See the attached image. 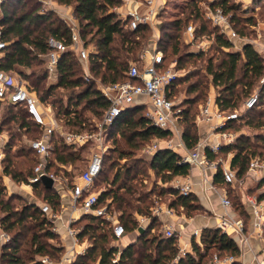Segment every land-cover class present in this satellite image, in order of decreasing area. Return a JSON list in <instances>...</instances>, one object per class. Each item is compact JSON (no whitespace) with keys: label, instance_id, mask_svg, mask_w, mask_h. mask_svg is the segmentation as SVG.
<instances>
[{"label":"trees","instance_id":"trees-1","mask_svg":"<svg viewBox=\"0 0 264 264\" xmlns=\"http://www.w3.org/2000/svg\"><path fill=\"white\" fill-rule=\"evenodd\" d=\"M55 1L71 7L78 22L83 45L93 48L88 57L91 80H84L76 54L67 49L61 54L56 64L55 82H47L50 75L44 58L49 50L47 40L49 37H55L68 44L69 29L62 17L53 10L41 9L40 3L36 0H4L0 3V38L6 43L0 56V71L7 74L12 71L17 72L26 82L25 87L35 93L39 102L50 106L56 118L62 116L64 125L72 132L78 133L90 130L92 125L88 117L84 116V109L99 120L109 105V101L96 86L95 78H98L102 84L125 79L130 60L137 61L135 56L142 48L144 40L148 38L150 27L139 24L136 28L129 29L130 18L122 19L111 10L112 7L120 5V0ZM165 3L166 0L157 13V19L161 16ZM189 6L185 20L189 17L200 20L196 1L192 0ZM210 6L211 9L220 7L224 13L229 14L230 23L238 20L236 10L240 9L239 4L231 3L229 0H218ZM183 22V18L179 17L164 19L158 29L157 48L162 52L165 62H168L166 55L168 48L172 54H177L179 51L176 41L178 35L175 33L179 31ZM245 22L251 26L254 25L251 18H247ZM213 28L217 30L214 32V41L222 56L215 63L208 58L205 62V72L209 75L211 85L216 89L215 103L221 111H233L239 102L242 101L243 104V101L252 94L253 87L257 86L258 101L253 107L244 111L248 113L264 102V59L249 42L243 43L240 50L229 49L233 46L232 40L220 33L218 27L213 26ZM201 30L202 32L207 30L205 23H202ZM241 34H243L242 31ZM181 55L182 53L178 55V61H181ZM202 55V52L197 54V56ZM261 79H263L262 82H260ZM176 81L177 79L171 86L170 98ZM206 88L207 83L202 79L190 82L187 90L195 95L192 99L185 101L188 107H183L177 113L184 124L181 138L185 147L189 149L198 143L192 105L205 95ZM2 104L9 108H19L7 116H0V133L10 122H13L16 128V132L9 135L3 147L2 175L9 176L13 181L29 184L33 190L42 192L44 203H47L52 211H58L60 197L55 189L46 187L42 181L35 183L28 181L38 161V155L30 147L29 141L38 136L30 137L26 145H20L12 151L16 134L35 130H40L42 133V128L30 119L22 106L0 100V105ZM144 111L145 108L142 105L129 106L106 127L108 142L111 141L112 147L104 153L101 171L94 180L93 189L101 190L100 203H106L108 208L117 214L125 233L138 231L137 216L146 217L148 222L141 232L138 231L132 242L119 250L109 245V238L112 240L115 238L111 227L104 219L92 214H82V217L74 221L72 226L74 227L83 218L85 222L77 228L76 237L78 239L86 237L91 242L85 251L78 254L70 264H91L92 260L97 261L98 264H208L213 255V253L209 254L211 249H215V253L219 256L233 255L235 260L230 264H241L238 260L240 248L236 240L218 227L203 228L199 234V243L195 240V236H192L191 252H184L183 256L178 252L176 234L166 237L156 232V224H159V221L151 214L154 200L151 197L168 193L171 196L168 205L173 209L185 210L188 216L189 211L198 210L201 206L192 193L180 194L170 185L162 186L158 191H155V187L141 188L144 185L137 180V175L144 171L140 166L142 160L132 157L133 153L130 149L118 147L117 138H121L128 147L135 148L138 144L137 140L145 141L151 137L163 139L170 135V131L155 127L144 115ZM256 116H247L248 118L244 119V114H239L237 118L227 121L225 130H230L235 122L238 123L243 119L248 126L264 128V110ZM254 139L256 143L251 141L247 134L241 133L236 136L233 143L219 148L221 153L225 154L229 151L233 153L230 167L235 170L237 177L245 175L252 158H258L264 165V133H257ZM50 142L52 148L47 169L65 181H67L65 175L69 176L67 182L71 185L74 180L70 176L69 168L76 161H82V157L75 145L64 141L60 131H54L51 134ZM256 148L259 151H256ZM204 152L208 160L217 155L208 147H205ZM28 154L33 161L30 167L22 169L13 161L18 156ZM125 158H129V163L119 166L118 161ZM180 158L181 156L170 148H158L143 165L151 169L162 182H168L177 175L188 174L190 166L188 163H182ZM105 159L109 169H114V172L109 180L106 176L103 178L105 181L108 180L103 189H95L96 181L103 174ZM220 174L218 170L216 176ZM257 186H264V175L258 180ZM14 198L19 196L14 193L6 194V187L0 179V224L9 236L6 242L0 244L1 264H43L38 258L34 259V256H47L55 261L58 260L63 251V245L48 241L57 237V233L53 230V223L36 203L24 202L18 207L12 203ZM257 199H264V189L258 194ZM240 214L243 217L246 215L242 205H240ZM24 239L27 246L21 253L20 247Z\"/></svg>","mask_w":264,"mask_h":264},{"label":"built area","instance_id":"built-area-1","mask_svg":"<svg viewBox=\"0 0 264 264\" xmlns=\"http://www.w3.org/2000/svg\"><path fill=\"white\" fill-rule=\"evenodd\" d=\"M2 1L4 0H0V3ZM120 1V5L112 7L111 10L116 12L122 19L130 18L128 23L129 29H134L139 24H146L152 27L156 30L155 38L148 47L143 48L137 61L129 63L127 77L125 79L107 84L99 82L98 89L109 101V105L103 112L102 117L95 123L94 131H84L83 133L60 131L67 144L81 146L90 142L94 145L85 168L69 186L71 209L77 210L82 214H92L104 219L111 227L112 235L115 239H119L126 234L124 226L118 221L117 214L112 212L106 203H100L99 192L101 190L97 191L93 189L94 180L101 171L103 156L108 148V133L106 132V127L113 123L116 117L127 107L142 105L145 106L144 115L150 119L155 127L168 130L170 134H179V126L174 116V103L170 98L171 86L177 78V73L173 61L165 62L162 52L157 48L159 31L157 27V13L165 0ZM69 9L70 11L62 14L61 17L69 29L70 42L66 44L61 39L49 37L47 40L49 50L44 56L46 66L51 75L55 71L61 54L65 50L70 49L78 58L84 80L90 81L92 76L88 57L89 52L93 48L92 46L83 45L79 34L78 22L71 8ZM206 14L212 25L218 27L219 32L226 35L228 39L233 40L239 38L238 34L230 25L229 14L224 13L220 7L209 9ZM193 31L192 25L189 24L186 28V33L192 37ZM5 45L6 43L0 38V56ZM262 81L263 79L260 80V82ZM0 100L22 106L30 119L42 128V135L29 141L30 147L38 155V161L33 167V175L28 180L29 183L41 181L43 176H47L53 180V186L57 185V183L61 184L64 180L61 182L62 178L59 175L47 169V161L51 155L52 148L50 136L54 131L59 130V123L55 115L49 118L43 110V104L39 102L35 93L29 91L25 87L24 81L19 77L15 78L12 73L7 74L0 71ZM257 101L258 90L254 91L243 101L242 108L244 110L249 109ZM238 115L236 110L229 112L219 110L214 98L208 97L205 104L200 107L199 116L207 123L214 122L212 123V129L218 132V140L204 145L198 142L193 148L181 156L180 161L182 163H188L189 166L194 165L200 168L208 166L215 167V163L207 159L204 149L208 147L216 153L222 145L233 143L236 134L225 130V126L227 121L237 118ZM168 144L167 147L174 150L177 148L184 149L181 138L173 145L171 141ZM155 151L156 148H150L151 154ZM248 168L256 171L264 168V165L258 158H252L249 161ZM221 172L224 182L230 184L236 183L237 178L234 169L231 167H222ZM174 187L180 194L184 195L191 191V185L188 181L183 183L176 182ZM220 202L224 207L231 206L230 200L226 195L220 196ZM246 202L253 214V230H255L258 236H262L264 207L255 197H247ZM40 209L53 223V230H57L54 223L61 219L59 212L52 211L47 203H42ZM151 213L155 217H160L161 215L171 216L174 215V210L168 205L160 204L154 205ZM74 220L73 217H69L67 222L61 225L64 228L65 234L71 238L72 247L78 242L76 237L77 229L72 227ZM145 220L144 217L139 218V227L142 226ZM217 226L224 232H241L243 222L240 218L233 217L231 214H225L220 217ZM162 230L163 236L169 237L175 235L173 226L169 222H165L162 225ZM8 239V234L2 229L0 224V244H3ZM259 255L260 258H256L253 264H264V247L260 249ZM38 259L43 264H64L73 261L74 257L64 252L56 261L47 256H40ZM233 260H235L233 255L219 256L214 253L208 264H230Z\"/></svg>","mask_w":264,"mask_h":264},{"label":"rangeland","instance_id":"rangeland-1","mask_svg":"<svg viewBox=\"0 0 264 264\" xmlns=\"http://www.w3.org/2000/svg\"><path fill=\"white\" fill-rule=\"evenodd\" d=\"M36 1H38L40 3L41 9L53 10L60 17L62 15V13H64L65 11H68L69 8H71L69 5L59 4L55 0H36ZM191 1L192 0H166L165 8H164V10L161 11V16L158 18V26H157L158 29H160V25L162 24V21L164 19H172V18H178L179 17V18H183V20H184V22L181 24L179 31L175 33L178 35V40H176L178 42L177 46L179 48L178 53L172 54L170 52V48H168V52L166 53L168 62L173 61L174 68H175V71L177 73V78H176L177 81L175 82V86H174V89L172 91L171 99L173 100V103H174V113H175L174 116L176 118L175 121H176L177 125L179 126V134H172L171 133L168 137L163 138V139H156L154 137H151L145 141H138L137 140L138 144L135 148L128 147L127 145L124 144V142L121 140V138H119V137L117 138L118 142L116 143V145L118 147H120L121 149H130V151H132V153H133L132 157L142 160V163L140 164V166L143 167L144 171L137 175V180L141 181L144 185L143 187H141L142 189H145V188L150 189V188L155 187V191H158V189L162 186L167 187L169 185L170 186L173 185V187H174V184L171 182L172 179L168 182H162L159 179V177H157L151 169L147 168L146 165L144 167L143 163H146L152 155L150 153V148L158 149L161 146L169 145L168 143L170 141L173 145L174 143L179 141V138H181V132H182V129L184 128V124L182 123V121H181L180 117L177 115V113L183 107H188L187 106L188 104L185 103V101H187L188 99H192L195 95L194 93L188 92V90H187L188 84L192 81H195L196 79H202L207 83L205 95L203 97L199 98L192 105V111L194 112V115H195L194 121L197 119V116L199 115L200 107L205 104L207 98L216 93V89L210 83L209 75H207L205 72V62L208 58H211L212 61L215 63L216 61L219 60V58L222 56V54H221L219 48H217L215 41H214V32H217V30L215 28H213V25H212L211 21L208 19L206 13L208 12L209 9L212 8L210 6L211 3L216 2L218 0H194V1H196V5H197V8H198V11L200 14V20L194 19L193 17H189L185 20V18L187 17V13L189 11V8H190L189 4ZM229 2L234 3V4H239V6H240V9L236 10V15L238 17V20L230 23L232 29L235 32L237 31L239 38L232 40L233 46H232V48H229V49L240 50L243 43L249 42L254 46V48L259 52V54L264 59V0H229ZM247 18H251L252 21L254 22V25L251 26V25L247 24L245 22V20ZM202 23H205V26L207 28V30L204 32H202V30H201ZM189 24H191L193 27V30H195V32L193 31L192 37H190L186 33V28ZM210 31H213V32L209 33ZM241 31L243 32V34H241ZM155 35H156V30L153 29L152 27H150L148 38L146 40H144L142 48L140 49L139 52H137V54L135 56V58L137 60H138L143 48L148 47L152 43V41L155 38ZM199 52H202L203 55L197 56V54ZM181 53H182L181 61H178L177 57ZM190 53H192V55H190ZM130 62H135V61L130 60ZM12 75L15 78H17V77L20 78L19 74L15 71L14 72L12 71ZM263 78H264V76H263ZM47 82L48 83H54L55 82L54 75H49ZM95 83H96V86L98 87L99 86L98 78H95ZM24 84H26V82H24ZM257 90H258V87L254 86L252 93L254 91H257ZM213 92H214V94H213ZM44 106L47 107L48 105H44ZM17 109H19V108H15V107L9 108L7 105L2 104V105H0V116L1 115L7 116L8 114L16 112ZM235 110L238 112V114H244V117H245L244 119H247L248 117H251V116L257 117L256 115H258L260 111L264 110V102L259 104L258 107L251 110L250 112L245 113L244 112L245 110L242 108V101H241L238 103V106L236 107ZM83 113H84V116L88 117V121L92 124L90 130H87V131H94L95 123L98 120L94 116H91L90 113L85 109H84ZM244 119L238 123L235 122L233 124V126L231 127V129L228 131H231L232 133H234L236 135L241 134V133L247 134L250 137L251 141L255 142L254 135H256L257 133H264V128H259V127L253 126V125L248 126L247 124L244 123V121H245ZM57 120L59 123V127H58L59 131L72 132V130H70L67 126L64 125L65 124L64 118L62 116L57 117ZM14 125L15 124L13 122H10L8 125H6L3 128L4 129L3 133L7 137L6 141L9 137V135L16 132V128ZM196 131H197V127H196ZM83 132L84 131H81L78 133H83ZM41 135H42V133L40 130H35V131L29 132V133H21V134L18 133V134H16V139L14 138V141H13L14 145L12 146V151L17 149L20 145H26L27 142L30 140V137H35V136L40 137ZM5 143H3L2 147L0 148V179L4 185L6 183H5L4 177H3L2 172H1V166H2L1 160L4 157L3 147H4ZM83 145H81V147L83 146L82 148H79L80 147L79 145H75L77 148V151L80 153V156L82 157V161L81 160L76 161L75 164L71 168H69L70 176L72 177V180H76V178L83 171V169L86 166L88 157L91 154L92 149L94 147V145L91 144L90 142H87ZM111 147H112V143H111V141H109L107 150ZM107 150H106V152H107ZM256 151H259V149L256 148ZM218 156H220L223 160L226 159V155L224 153H222V154L218 153ZM13 161H15L17 163V165L22 169H24L26 167H30L33 165V161L30 160L29 154L27 156H18L17 158H14ZM118 162H119V166H122L124 163L125 164L129 163V158L128 159H126V158L120 159ZM113 172H114V169H109L108 162L106 160L104 162V166H103V174L99 178V180L96 181L95 189H103L106 186V182L112 176ZM246 172L247 173L249 172V177H248V179H246L247 177H244V175H243V178L246 182L243 186V187H245L244 192L250 196L257 197L258 194L262 191V189H264V186H262V187L257 186V184H258V178H257L258 173L255 174V172L253 170L252 171L249 170V168L247 169ZM105 176L108 179L106 181L103 180V178ZM69 178H70L69 176L66 177V175H65V179L67 181ZM236 178H237L236 179V183H237L241 179V177L236 176ZM63 180L64 179L62 178L61 182ZM67 181H66V186L69 187L70 183ZM63 182H65V181H63ZM14 183L16 185V187L14 189L9 188L8 186L5 185L6 194H8L9 190H14L15 191L14 194L19 196V198H14L12 200V203L14 205H17L18 207H20L24 202L25 203L36 202V204L38 206H40L42 203L45 202L44 195L42 192L40 193L37 190H33L31 187V189H32L31 194H28L27 192H25V189L28 188L25 185H28V184L23 183V182H16V181H14ZM223 187L227 190L226 195L230 200L232 209L236 212H240L239 200H238L237 196L233 194L231 184L223 185ZM28 190H29V188H28ZM151 199H154L153 204H152V207H153L154 205H160V204L166 205V204H168V201L171 199V196L168 193H164L160 196H153V197H151ZM174 211H175L176 215H180L181 213H183L185 216H188V215H186L187 212L185 210L183 211L179 208L178 209L175 208ZM188 214H189V216H195V215H202V214H207V213L204 212V210L202 208H200L198 210L189 211ZM84 222H85V220L83 218H81V221L76 223L74 227L77 229ZM156 232H160L163 235L162 227L158 223L156 224ZM56 233H57V237L54 239L48 240V241L52 244L63 245L62 243H63V241L65 242V239H62L60 233H58V232H56ZM29 235H30V233L28 234V236ZM24 241H25V239L23 240V243L20 247L21 253H23V250H24L23 248H25L27 246V243H25ZM196 241L199 243L198 238L196 239ZM78 242L81 244L85 243L88 246V245H90L91 240L87 239L86 237H83L81 239H78ZM109 245H113V246L117 247L118 249H120L123 246L121 244L120 240H114V239L112 240L110 238H109ZM178 248H179V250H178L179 254L181 256H183L184 255L183 252H186L185 251L186 248H182L181 246H178ZM189 249L190 250L188 252H191L190 246H189ZM64 251H65V247L63 246V251H62L61 255L64 253ZM215 252H216L215 249H211L209 251V254H212V253L214 254ZM34 257H35L34 259L38 258V256H34ZM52 260H54V259H52ZM90 263L91 264H97V261L92 260ZM0 264H1V262H0Z\"/></svg>","mask_w":264,"mask_h":264},{"label":"crops","instance_id":"crops-1","mask_svg":"<svg viewBox=\"0 0 264 264\" xmlns=\"http://www.w3.org/2000/svg\"><path fill=\"white\" fill-rule=\"evenodd\" d=\"M69 11L70 9L68 11H65L64 13L69 12ZM51 75L55 76V71H53ZM210 97L214 98L215 100V94ZM42 107H43L44 112L48 115L49 118H51L54 115V111L50 106L46 107L42 105ZM212 123L214 122L207 123L203 121L199 115L197 116V119L195 120V124H196L195 126L197 127V135H198L199 143L204 145L206 143H211V142L218 140V136H217L218 132L212 129ZM56 131H59V130H56ZM3 132L0 133V148L2 147L3 143L6 142V138H7ZM159 148H169V147H167L166 145V146H161ZM190 149L186 148L184 145V149L177 148L175 150L174 149L172 150H174L180 156H182ZM218 153H221V152L219 151L216 152L217 155L213 159L209 160L210 162L215 163L216 165L215 167L208 166L205 168H200V167L191 165L189 167V171L187 175L185 176L177 175L173 177L171 180L173 184H175L176 182H179V183H183L186 181L190 182V185H191L190 193L196 196L198 204L207 214L195 215V216H185L183 213H181L180 215H176L174 211V215H171V216L161 215L160 217H156V218L158 219L159 225H161V227L165 222H169L172 224L174 232L177 235V244L178 246H181L182 248H186L185 249L186 252L190 250L189 246L191 248V244H190L191 237L195 236V240L197 238L199 239V234L203 228H217L218 227L217 224L221 216L225 214H231L233 217L240 218L243 222L242 231L241 232H227V233L230 234L236 240L240 248V255L238 256V260L241 261V263L243 264H253L256 258L257 259L260 258V255H259L260 249L264 247V235L262 234V236H258L255 233V230H253V225H252L253 214H252L250 207L248 206L246 202L247 197H254V196H250L244 192L245 187L243 186L246 182L244 178L241 177V179L236 184L234 183L231 184V188H232L233 194L237 196L240 202V205H242L246 215L243 217L240 214V212L234 211L231 206L224 207L221 204L220 196L227 194V190L223 187V185L230 184V183L224 182L223 177H222L221 168L230 167V160L232 158L233 153L231 151L225 153L226 155L225 160H223L220 156H218ZM218 170H220L221 174L220 176L217 177L216 172ZM254 172L255 174L258 173L257 178L259 180L264 175V168L258 169ZM3 177L5 180L6 186H8L9 188H13V189L16 187L14 181L9 176L3 175ZM244 177H247L246 179H248L249 172L248 173L246 172ZM25 186L29 188V190L28 188H26L25 192H27L28 194H31V190H32L31 185L28 184ZM171 186L173 187V185ZM52 187L55 189V191L59 194V197H60V206L57 212H59L61 219L57 220L56 223H54V226L57 228V230L55 231L61 234L62 239H65V242L63 241L62 243L63 246L65 247L64 252H67L69 255H71V257L73 255V257L75 258L78 254H81L85 251L87 245L85 243L81 244L77 242V244L72 247V240L69 236L65 234L64 228L61 225L66 223L69 217H73L75 219L74 221H76L82 215V213H80L77 210L71 209L70 192H69V187L66 186V182H63L61 184L57 183V185H54V186L52 185ZM55 187L57 188V190ZM11 193H15V191L9 190L8 194H11ZM255 198L264 207V201H263L264 199L258 200L257 197ZM140 217L142 216H137V220H139ZM145 219L146 220L142 224L141 227H144L147 224L148 219L147 218ZM137 233H138L137 230L132 231L128 234L126 233L119 239H114V240H120L121 244L123 245L119 250H121L129 242H132L136 238ZM70 263L66 262L64 264H70Z\"/></svg>","mask_w":264,"mask_h":264},{"label":"water","instance_id":"water-1","mask_svg":"<svg viewBox=\"0 0 264 264\" xmlns=\"http://www.w3.org/2000/svg\"><path fill=\"white\" fill-rule=\"evenodd\" d=\"M41 181H42V183H43L46 187H48V188H51L52 185H53V180H52L51 178L47 177V176H43V177L41 178ZM142 230H143V227L140 226V227L138 228V231L141 232Z\"/></svg>","mask_w":264,"mask_h":264}]
</instances>
